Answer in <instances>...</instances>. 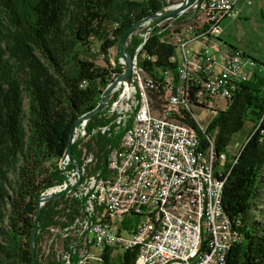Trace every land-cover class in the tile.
<instances>
[{"label":"trees","instance_id":"obj_1","mask_svg":"<svg viewBox=\"0 0 264 264\" xmlns=\"http://www.w3.org/2000/svg\"><path fill=\"white\" fill-rule=\"evenodd\" d=\"M169 4L161 0H0V264H33V256L40 264H55L51 256L40 259L38 245L46 229L58 224L67 205L55 198L41 207L32 254L39 197L62 182L58 163L78 119L95 109L112 75L121 74L117 66H110L111 51H117L118 41L135 23ZM209 24L197 31L192 26L191 31L204 34ZM161 31L153 26L138 58L151 80L146 92L157 112L180 86L175 41L183 35L180 30ZM214 33L208 37L223 51ZM139 43L134 40L130 55ZM227 50L247 57L234 47ZM252 59L261 70L235 87L226 109L217 111L199 135L212 138L215 153H220L232 136L251 124L246 142L233 157L235 164L226 165L229 175L222 207L240 235L231 244L226 264H264V63ZM186 117L185 122L194 127ZM98 124L96 115L88 121L87 131ZM109 144L113 141L97 135L83 147L95 151L101 161ZM77 148L72 146L73 158L79 155ZM126 257L129 264L133 254Z\"/></svg>","mask_w":264,"mask_h":264},{"label":"built area","instance_id":"obj_2","mask_svg":"<svg viewBox=\"0 0 264 264\" xmlns=\"http://www.w3.org/2000/svg\"><path fill=\"white\" fill-rule=\"evenodd\" d=\"M190 9L211 24L204 34L190 27L176 39L180 86L163 100L161 112L151 108L146 88L152 83L138 59L153 26L142 34L143 41L137 38L140 27L123 46L130 54L134 40L141 41L131 54L130 82L111 91L98 114L100 124L90 133L89 120L73 133L79 155L71 160L63 155L58 163L62 182L41 194L63 192L58 198L67 205L58 224L45 231L55 264H127V254H133L129 264H224L225 245L237 237L216 206L215 191L234 155L215 153L213 139L199 137L206 127L198 116L210 112L212 118L223 111L219 103L227 106L235 87L261 67L239 52L221 51L216 43L218 64L206 44L193 48L209 41L222 20L239 17V0H194L184 12ZM115 63L123 73V58ZM186 113L194 127L185 122ZM97 135L113 141L101 161L83 147Z\"/></svg>","mask_w":264,"mask_h":264},{"label":"rangeland","instance_id":"obj_3","mask_svg":"<svg viewBox=\"0 0 264 264\" xmlns=\"http://www.w3.org/2000/svg\"><path fill=\"white\" fill-rule=\"evenodd\" d=\"M182 0H174V3L169 5H177L181 3ZM241 13L237 19H231L226 18L221 21L218 28L215 32V37L221 42L225 48V50L228 49L229 46L234 47L238 49L240 52H246L247 57L252 59L254 58L257 60V62L264 63V5L262 0H243L240 5ZM193 10H189V14L193 13ZM204 20L202 19V16L200 13H198L195 16L190 17H177L172 18L171 20L163 21L159 24V27H161V32L168 31L173 32L175 30L185 31L186 29H189L190 27H195L196 29L203 28ZM146 27L142 26L139 31L136 29L135 33H138L139 35L137 38H142L143 41V33L142 30ZM159 29V28H158ZM151 34V31L149 32ZM184 34V32H183ZM205 40V39H204ZM208 45L209 53H212L213 58L215 60V64H218L221 62V58L216 53L217 47L213 44L215 43L214 40L211 41ZM197 49V48H196ZM177 57L179 55V51H177ZM117 58V51L113 49L110 54V66L113 65L115 68L117 66L116 62ZM100 66H103L106 68V66L99 61L98 63ZM219 71V67L215 65V72ZM220 109H226V104L222 101L219 103ZM199 122L204 126L207 127L210 121L212 120L210 112H203L200 113L198 116ZM75 133H78V126L74 129ZM251 131V124L246 123L244 128L241 132L235 134L232 136L231 142L229 146L226 149V152L228 155H234L238 156L240 150L243 147V144L246 142V139ZM236 160L234 161L235 164ZM229 175V172L226 173L224 176L221 177V180L216 182V186H223L221 195L223 197V189L224 185L226 183V179ZM236 235H239L238 233ZM239 238L231 239L228 241V252L231 248V244L233 242H238L240 240ZM49 239L47 233H44L41 235V241L38 245L40 251V259L43 260L45 253H48V256L52 255V245L49 246ZM49 247V248H48ZM51 249V251H50ZM227 252V254H228ZM226 254V257H227ZM52 258V257H51ZM48 259V258H47ZM226 264V262H225Z\"/></svg>","mask_w":264,"mask_h":264},{"label":"water","instance_id":"obj_4","mask_svg":"<svg viewBox=\"0 0 264 264\" xmlns=\"http://www.w3.org/2000/svg\"><path fill=\"white\" fill-rule=\"evenodd\" d=\"M191 4V0H182V2L177 5L175 8L167 10V11H162L160 13H156L153 14L145 19H142L140 21H138L137 23H135L125 34L122 35V37L120 38V40L118 41L117 44V53H119L121 55V57L124 60V72L121 73L120 75H118L117 77L114 78V80L112 82H110L107 87L105 88V90L103 91L102 95H101V100L98 103V105L95 107L94 110H92L89 113L84 114L83 116H81L78 119V123H81L83 121H88L90 120L92 117L96 116L99 114L102 106L104 105L105 101L107 100V98L110 96L111 91L120 83V82H127L129 83L131 80V76H132V57L129 54L128 51H125L123 49L124 43L126 38L128 37L129 34H131L132 31L136 30L137 28H140L142 26L146 27L142 30V33H146V31L148 29H150L152 26L159 24L165 20L168 19H172L175 17H192L196 14V10L191 13H185L184 10H186ZM200 4V2H199ZM73 134V131L72 133ZM72 141L70 139L69 141V145L65 151V155L68 157V159H72L73 154H72ZM106 168V164L104 165V169ZM80 181L77 182V184H79ZM63 194V192L57 193L55 195L52 194H45L39 197V202H38V207H37V215L35 217V221H34V229L32 231L31 234V240H30V244H31V251L32 254H34V239H35V235H36V231H37V227H38V217L40 214V209H41V204L42 203H46L49 202L52 199L58 198ZM33 264H40L36 258L33 256Z\"/></svg>","mask_w":264,"mask_h":264},{"label":"bare ground","instance_id":"obj_5","mask_svg":"<svg viewBox=\"0 0 264 264\" xmlns=\"http://www.w3.org/2000/svg\"><path fill=\"white\" fill-rule=\"evenodd\" d=\"M77 126H79V123H78ZM73 133H75V131H73ZM71 141H72V144H73V134H72ZM222 188H223V186L222 187L221 186H216L215 200H216V206H217V208H222V212H223L222 195H221ZM223 214H224V212H223ZM224 219H225L226 225L229 228V231H231L232 234H237V232L233 230V225H232L231 221L225 216V214H224ZM238 236H240V235H236L237 238H239ZM231 239L232 238H229L228 241H230ZM233 239H235V238H233ZM228 241H227V244L225 245V249H224V264L226 262V254H227L228 249H229V247H228Z\"/></svg>","mask_w":264,"mask_h":264},{"label":"crops","instance_id":"obj_6","mask_svg":"<svg viewBox=\"0 0 264 264\" xmlns=\"http://www.w3.org/2000/svg\"><path fill=\"white\" fill-rule=\"evenodd\" d=\"M242 1H243V0H239V5H240V3H241ZM244 1H245V0H244ZM210 43H212V42H211V39H209V41H206V40L203 39L202 41L198 42L197 44H194V45H193V48H194V49L199 48V47L203 46L204 44H206V45L208 46ZM213 44H214V42H213Z\"/></svg>","mask_w":264,"mask_h":264}]
</instances>
